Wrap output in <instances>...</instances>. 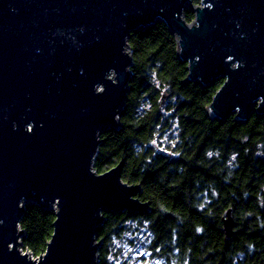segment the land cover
<instances>
[{"label": "water", "instance_id": "water-1", "mask_svg": "<svg viewBox=\"0 0 264 264\" xmlns=\"http://www.w3.org/2000/svg\"><path fill=\"white\" fill-rule=\"evenodd\" d=\"M157 23L176 37L185 83L224 79L210 119L264 116V0H0V264H99L104 213L150 211L123 161L93 165L102 133L120 126L128 37ZM27 204L55 211L38 257L22 248ZM222 222L230 239L232 208Z\"/></svg>", "mask_w": 264, "mask_h": 264}, {"label": "trees", "instance_id": "trees-1", "mask_svg": "<svg viewBox=\"0 0 264 264\" xmlns=\"http://www.w3.org/2000/svg\"><path fill=\"white\" fill-rule=\"evenodd\" d=\"M185 18L191 22L193 12ZM128 45L132 78L120 126L102 133L93 166L103 173L123 161L122 178L141 186L137 197L150 211L104 213L99 264H115L111 248L126 236L140 237L163 264H264V116L210 119L207 107L224 79L185 83L187 63L165 23L133 31ZM228 208L230 239L222 222ZM55 218L53 209L27 204L22 248L44 253Z\"/></svg>", "mask_w": 264, "mask_h": 264}, {"label": "rangeland", "instance_id": "rangeland-1", "mask_svg": "<svg viewBox=\"0 0 264 264\" xmlns=\"http://www.w3.org/2000/svg\"><path fill=\"white\" fill-rule=\"evenodd\" d=\"M111 251L118 252V258L113 260L115 264H163L160 260L151 258L146 250L147 244L140 237L126 236L122 240L116 239Z\"/></svg>", "mask_w": 264, "mask_h": 264}, {"label": "snow or ice", "instance_id": "snow-or-ice-1", "mask_svg": "<svg viewBox=\"0 0 264 264\" xmlns=\"http://www.w3.org/2000/svg\"><path fill=\"white\" fill-rule=\"evenodd\" d=\"M211 5H209V7H210Z\"/></svg>", "mask_w": 264, "mask_h": 264}]
</instances>
